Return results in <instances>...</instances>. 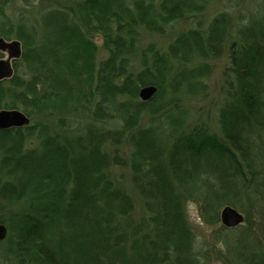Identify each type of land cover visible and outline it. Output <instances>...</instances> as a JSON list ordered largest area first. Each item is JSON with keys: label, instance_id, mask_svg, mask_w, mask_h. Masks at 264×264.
<instances>
[{"label": "trees", "instance_id": "trees-1", "mask_svg": "<svg viewBox=\"0 0 264 264\" xmlns=\"http://www.w3.org/2000/svg\"><path fill=\"white\" fill-rule=\"evenodd\" d=\"M22 1L34 20L0 7V38L20 42L26 67L0 81V111L41 118L0 130V224L20 263L264 264V0L236 19L244 0H222L205 25L217 0ZM181 24L164 51L142 47ZM226 43L213 126L190 124L185 103ZM189 201L219 225L201 249ZM225 206L244 225L221 226Z\"/></svg>", "mask_w": 264, "mask_h": 264}, {"label": "rangeland", "instance_id": "rangeland-1", "mask_svg": "<svg viewBox=\"0 0 264 264\" xmlns=\"http://www.w3.org/2000/svg\"><path fill=\"white\" fill-rule=\"evenodd\" d=\"M250 1L251 0H244L242 2V5L239 8L232 11L234 15V19H236L239 16V14L244 15L246 13L245 6H246V3ZM0 7H2L5 15L8 17V19L12 23L16 22L19 18H21L22 14H24L25 18L28 20H34L36 18V13H37L36 10L34 8H30V6L26 5L22 0H0ZM224 10H225V7L222 3V0H217L214 5L209 7L206 14L202 17L201 23L205 25L212 18V16L216 14V12L218 13ZM186 27H187L186 24H181L176 29L167 31L165 35L161 36V35L155 34V35L147 36L142 42V47H145L147 45H154L157 49L164 51L166 49V46L170 42V40L173 38L174 34L182 29H185ZM95 45L98 50V53L96 56L98 60L105 58L106 54L104 53L102 49V40L100 39V37L99 38L97 37L95 39ZM227 46H228V43H226V46L222 50L223 52L221 56L219 57V59L209 62V66H210L209 72L210 73L201 82L204 84V89H203L204 91L198 96H196L194 99L190 100L189 102L187 101L185 103L189 110L188 111L189 112L188 121L190 122V124L196 121H205L209 125L213 126L214 117L216 115V110H217L219 103L221 102V97H222L221 90H220V87H221L220 81H222L223 70L226 68L228 64ZM3 57L4 59L7 58L6 55H4ZM15 63L17 67V70H16L17 75L19 77L23 76L26 70L25 64L21 62L20 58L16 60ZM13 69H14V63H13ZM19 111L23 112L21 111V109H19ZM40 119L41 118H38V116H35L34 118L30 117L29 118L30 124L34 122V120L39 121ZM114 173H115L116 178L118 179H119L120 174L121 175L124 174L121 180L127 187L128 178H127L126 172L115 170ZM185 208H186V213H187L186 218L188 219V222L190 223L194 231L195 240L197 242V248L201 249L209 241L210 237L213 234L218 232L219 225H217V227L216 226L214 227L204 226L199 220L197 205L194 202L189 201ZM17 209L18 208L16 207L8 208V210L13 213H15ZM2 214L4 213L2 212V210H0V216ZM242 225H244V221L241 225H238V226H242ZM11 247H12V244H10L9 238H5V240L0 246V264H18V262L20 263L21 254L19 255V257H17V254H15V252L18 253L21 249L13 252L14 249H12ZM205 264H220V263L216 259H214V257H210Z\"/></svg>", "mask_w": 264, "mask_h": 264}, {"label": "water", "instance_id": "water-1", "mask_svg": "<svg viewBox=\"0 0 264 264\" xmlns=\"http://www.w3.org/2000/svg\"><path fill=\"white\" fill-rule=\"evenodd\" d=\"M0 51L7 53V59L0 60V81L9 80L13 76V66L11 60H18L21 56V47L19 42H5L0 38ZM157 89L153 86H146L140 89L138 97L142 102L151 100L156 94ZM30 120L27 116L18 110H1L0 111V130L19 129L27 127ZM220 223L224 228L232 229L241 225L244 217L232 207L225 206L220 211ZM7 234L4 225L0 224V242H2Z\"/></svg>", "mask_w": 264, "mask_h": 264}, {"label": "bare ground", "instance_id": "bare-ground-1", "mask_svg": "<svg viewBox=\"0 0 264 264\" xmlns=\"http://www.w3.org/2000/svg\"><path fill=\"white\" fill-rule=\"evenodd\" d=\"M14 23V22H13ZM1 39H3V38H1ZM4 40V39H3ZM5 42H8V43H10V42H13V41H17V42H19L18 40H15V39H12V40H4ZM19 44H20V42H19ZM20 47H21V44H20ZM0 55H1V58H0V60L1 59H4V55H6V57H7V53H3V52H1L0 51ZM7 59V58H6ZM16 60H11V63L10 64H12L13 65V63L15 62ZM13 73H14V70H13ZM19 111V110H18ZM21 113H23L24 115H25V113L24 112H21ZM25 116H27V115H25ZM30 125V124H29Z\"/></svg>", "mask_w": 264, "mask_h": 264}, {"label": "flooded vegetation", "instance_id": "flooded-vegetation-1", "mask_svg": "<svg viewBox=\"0 0 264 264\" xmlns=\"http://www.w3.org/2000/svg\"><path fill=\"white\" fill-rule=\"evenodd\" d=\"M6 228V227H5ZM7 230V229H6ZM6 236H7V234H6ZM3 242H0V246H1V244H2Z\"/></svg>", "mask_w": 264, "mask_h": 264}]
</instances>
